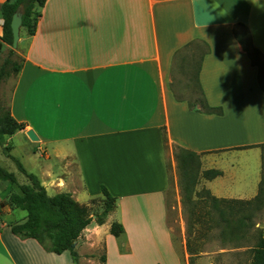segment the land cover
Returning <instances> with one entry per match:
<instances>
[{"label":"crops","instance_id":"obj_1","mask_svg":"<svg viewBox=\"0 0 264 264\" xmlns=\"http://www.w3.org/2000/svg\"><path fill=\"white\" fill-rule=\"evenodd\" d=\"M6 1L2 50L10 47L2 42ZM239 28L264 57V0H48L10 94L11 114L26 126L13 137L41 159H32V174L50 196L70 193L89 206L104 202V187L116 205L101 222L91 215L76 242L77 263L70 252H46L0 225V264H192L200 255L190 251L184 217L197 203L175 187L168 147L201 155L204 172L223 173L204 183L216 199L253 200L262 180L261 148H244L264 144V91L260 68L235 36ZM184 50L182 57L200 55V88L222 115L192 111L176 98L172 72ZM249 156L259 159L261 179L247 190L241 183L249 171L238 160ZM70 161L77 180L53 171ZM11 190L0 182L3 212H17L8 206ZM114 223L123 227L119 237Z\"/></svg>","mask_w":264,"mask_h":264},{"label":"rangeland","instance_id":"obj_2","mask_svg":"<svg viewBox=\"0 0 264 264\" xmlns=\"http://www.w3.org/2000/svg\"><path fill=\"white\" fill-rule=\"evenodd\" d=\"M237 35L243 45L248 49L251 59L260 68V80L264 86L263 55L256 51L257 49H255L250 41L248 31L245 28H239L237 30ZM27 37V34L23 32V40L19 42V46L15 50L16 56L10 54V51L14 50L11 47L0 52V68L3 67L7 61L20 63V58L24 59L23 55L25 53L24 49ZM205 51L206 48L202 47L201 54ZM188 55L190 54L178 58V63L174 66L172 72V86L180 97L189 101H195L201 98L200 89L196 81L200 55L194 58L191 57V59H189ZM17 77L18 75L12 74L1 83L0 97L3 105L7 108L9 107L10 94ZM9 142L15 147V151L12 152L14 158L17 159L29 173H35L36 171L33 167L32 159H41H39L37 155L29 152L27 147L20 143L18 137L11 138ZM201 158V155L192 157L186 150L180 147H168L170 173L172 180L175 182V187L180 191L179 194L187 202L197 203V207L194 209H186L184 217L187 224L190 251L195 255H200L192 259V264H251V256L248 250L257 244L259 234L264 235V206L259 210H255L253 207H242L238 203H233L232 201H235V199H217L218 201H215L214 197L211 196L210 192L204 186L206 179L203 174L204 171ZM238 161L241 167L244 168V172H246V169L249 171L248 178L241 183L248 190L253 185L254 177L261 179L259 173V159L257 158L255 160L253 156H249L243 157ZM1 164L4 165L9 172L17 176L18 185L28 182L25 176L18 171L16 164L11 159L6 158L3 150L0 154V165ZM65 164L66 163H64L63 167L62 164H59L53 171H55L57 175L65 173L70 176V174H72L74 175L73 178L77 180L75 163L71 162L68 168H65ZM253 171L256 172L254 176ZM221 182L222 181H216L213 187L214 189H219L222 195H226L225 186L223 184L221 185ZM18 185H10L12 189L11 192H16L18 190ZM234 186L237 185L235 184ZM176 188L169 193L170 202L174 201ZM193 197L196 199H193ZM3 207L4 205L0 207L1 226L6 223L9 225L16 223L21 220L22 217L20 216H26V212L21 210H17V212H3ZM87 208L90 215H100L103 212L104 202L94 200ZM10 209L15 210L14 208ZM242 210L244 212H240ZM118 212H120V210ZM242 216H251L252 219L247 222L255 226L241 229L238 219ZM200 258H209V260H201Z\"/></svg>","mask_w":264,"mask_h":264},{"label":"trees","instance_id":"obj_3","mask_svg":"<svg viewBox=\"0 0 264 264\" xmlns=\"http://www.w3.org/2000/svg\"><path fill=\"white\" fill-rule=\"evenodd\" d=\"M47 1L48 0H7L1 8L2 17L4 19L2 42L12 48L13 34L11 22L19 6H23L21 34L25 32L28 37H33L37 32L38 22L42 16V9ZM240 27H244V25H240ZM234 33L240 44H242V47L248 51L239 39L237 32ZM248 35L251 41L250 34L248 33ZM185 49H187V47ZM1 51L2 45H0V52ZM208 51L209 50L206 48L204 53ZM256 51L260 53L259 50ZM184 53L185 50L180 52L179 55L183 56ZM10 54L16 56V51L11 50ZM20 59V63L7 61L5 65L0 68V87L1 83L6 78L10 77L12 74L18 75L20 73L24 62V59ZM252 63L253 65H257L253 60ZM199 67L196 81L200 89L201 98L199 100L189 101L175 93L176 98L178 100L187 101L192 111L222 115V107H210L204 97L199 85ZM260 86L264 91L261 80ZM25 128L26 126L23 123L18 122L12 116L10 108L3 105L0 97V147L6 157L16 164L18 171L28 180L27 183L18 185L17 176L0 165V182L8 185H18V190L16 192H11L8 196V206L26 212V217L23 222L10 224L11 231L21 240L34 239L46 252L57 255L70 252L74 262L77 263L79 256L76 252V242L84 230L90 225L92 217L88 212L87 206L77 202L72 194L60 193L55 196H50L46 188L41 184L39 178L32 173H28L24 166L11 155L12 148L7 145V139L25 130ZM252 147H259L262 150L263 170L258 195L253 200H235L232 202L238 203L242 207H253L255 210H259L264 206V144L249 146L244 149ZM186 151L192 157L198 156V154L194 152ZM203 174L206 180H213L223 175L219 170H209L205 171ZM102 193L104 195L103 212L100 215H96L100 222L114 211L116 205V198L112 197L106 188H102ZM214 199L218 201L216 198ZM240 212L244 211L242 210ZM251 219V216L240 217L238 219L240 228L254 227V224H249L247 222ZM111 232L114 236L119 237L123 232V227L118 223H114ZM248 252L251 256V264H264V235L259 234L257 244L250 248Z\"/></svg>","mask_w":264,"mask_h":264},{"label":"water","instance_id":"obj_4","mask_svg":"<svg viewBox=\"0 0 264 264\" xmlns=\"http://www.w3.org/2000/svg\"><path fill=\"white\" fill-rule=\"evenodd\" d=\"M22 22H23V6H19L17 11L14 13L11 22V29L13 34L12 48L14 50H16L19 46V42L21 38ZM27 135L32 141H38V137L33 131H29Z\"/></svg>","mask_w":264,"mask_h":264}]
</instances>
